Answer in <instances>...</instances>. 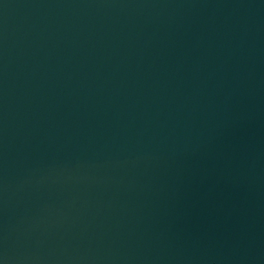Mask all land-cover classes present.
I'll list each match as a JSON object with an SVG mask.
<instances>
[{
  "label": "water",
  "instance_id": "95a60500",
  "mask_svg": "<svg viewBox=\"0 0 264 264\" xmlns=\"http://www.w3.org/2000/svg\"><path fill=\"white\" fill-rule=\"evenodd\" d=\"M0 264H264V0H0Z\"/></svg>",
  "mask_w": 264,
  "mask_h": 264
}]
</instances>
